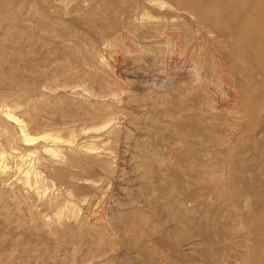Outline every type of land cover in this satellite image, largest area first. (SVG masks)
Masks as SVG:
<instances>
[{
    "label": "rangeland",
    "instance_id": "374dc122",
    "mask_svg": "<svg viewBox=\"0 0 264 264\" xmlns=\"http://www.w3.org/2000/svg\"><path fill=\"white\" fill-rule=\"evenodd\" d=\"M195 1L205 20L183 0H140L129 25L110 27L88 19L90 0H0L9 17L34 6L75 31L6 52L0 111L101 149L69 168L39 151L29 177L9 154L0 264H264V57L234 50L228 18L213 15L231 0ZM1 112L9 151L4 136L20 130Z\"/></svg>",
    "mask_w": 264,
    "mask_h": 264
},
{
    "label": "bare ground",
    "instance_id": "6f19581e",
    "mask_svg": "<svg viewBox=\"0 0 264 264\" xmlns=\"http://www.w3.org/2000/svg\"><path fill=\"white\" fill-rule=\"evenodd\" d=\"M59 1L63 2L64 4H67V3L74 1V0H59ZM86 1H89V0H86ZM90 1H91L90 3L92 5L89 7L90 9L87 12L88 19L93 21V22H98L101 24L104 23V25H107L110 27L116 26L119 24L125 25V23H127L129 25L131 23L130 22L131 19L134 16H136V14L142 10L143 5H145V4L140 5L139 4L140 0H135V1H137V4H139L137 6V9L133 8L134 6L132 7V9H129L128 6H126L125 0H121L122 3L119 2L118 0H90ZM155 2L157 3V1H155ZM162 2H159V3L161 4ZM164 3H167V2H164ZM183 3L185 4L184 9L186 11L193 13L195 16L199 17L200 19H202V18L204 19L206 17V15L203 13V11L201 9L202 8L201 2H196L195 0H183ZM263 3L260 4V3H258L257 0H247V1L246 0H231L232 6H229L228 8H217V9L213 10L214 16L216 15L220 19L224 18V17L228 18V21L230 22V28L231 29L229 30V32L227 30L226 36H227V38H229V37L231 38V44H232V47H234V50L236 49V51H239L242 54V56H246L247 54L253 53L255 55V58H258L259 60H262L264 57V54H263L264 53V6H262ZM78 4H79V2H78ZM163 5H165V4H163ZM77 8H78V6H77ZM151 19H152V17H151ZM76 20L81 21L80 18H76ZM203 25H206V24H203ZM203 25H201L202 26L201 28L206 27ZM208 26H209V24H208ZM208 26L206 27L207 34L210 30V29L207 30ZM159 28H160V25L158 26L157 30ZM64 29H58L54 25L53 22H51L50 20H47V18L45 17V13H43V11L40 12V8H38V7L31 6L29 8H26L18 16H10L9 17L7 14L0 13V66H1L2 60H4L6 58L5 55H6V52L8 50H14V51L18 52L20 56H23V55L25 56L29 52L30 49L36 48L39 43H41V42L48 43L50 40H52L55 37V35L57 33H63V34L65 33L66 34V31H68L69 33L75 32L74 30L69 31L66 28H64ZM198 29L200 30V28H198ZM161 30H163V29L161 28ZM63 31H65V32H63ZM200 32H203V31H200ZM210 34H212V33H209L208 35H210ZM201 35H202V33H201ZM161 36H163V35H161ZM184 36H186V35H184ZM217 36H218V38H216V39H219V35H217ZM72 37L73 36H71V38ZM153 37H155V36H153ZM202 37H204V36H202ZM71 38H70V40L73 42V39H71ZM116 38H118V37H116ZM212 38H214V37H212ZM154 40H156V38ZM175 40H176V38H175ZM177 40H176V43H177ZM217 41H216V43H217ZM185 44H187V43H185ZM199 45H200V43H199ZM139 46H141V45H139ZM142 46L141 47L135 46V48L138 49V51H140V50L144 49V47H142ZM75 48H76V45L75 46L72 45L71 49L75 50ZM214 48H216V47H214ZM221 48H224V47H221ZM192 56L193 55H191V57ZM90 57L92 59L89 61V64L90 63H93V64L97 63L98 61H100V59L102 60V58L100 56L96 57V55L94 54L93 51H90ZM196 62H197V60L195 61V65H197ZM220 65H221V63H220ZM220 65L218 64L217 66H220ZM0 69H1V67H0ZM263 70H264V67H263ZM219 71H221V70H219ZM21 78L22 77H17V76L10 77V78H8V82L10 84H26V82H24V80H22ZM221 80H222V78H221ZM2 81H4V80H2ZM1 114H2L3 121L6 123V126H5L6 129H8V128H14L15 129L17 127L20 130V132L18 130L19 136H16L14 133H11L9 131L5 136L3 135L5 137L4 141L7 142L6 144H8V146L10 145L9 146L10 149H7L9 151H6V150L0 151V172L1 173L2 172L3 173H6V172L9 173L8 171L11 170L9 167V164L6 162V161H8L7 158L9 156V154L10 155H13V154L16 155V158L19 159V161H20V163H18V166L21 164V168L25 164H28L29 162H31V160L29 158L31 156L35 155L36 153H38L39 151H41L43 153L44 158L46 160L59 161L61 163H64L68 167V165H72V163L77 162L78 157H79V153L80 154H87V155H96V154H99L98 152H100V150H101L96 145L95 146H93V145L92 146H86V145L84 146V145L80 144V145H82L80 147L79 145L75 144L77 142L76 137H75L77 132L74 129L71 130L73 137L69 136L70 138H67V139H66V137H65V139L62 138L61 137L62 135L54 134L53 131H52V133H50V131H48V132L43 131V133H41L39 135H35L31 132V130L29 128L30 125H28V123L26 122V118L22 117L20 115V113L17 112V110L15 111L14 109L10 108V106H9L5 110H3L1 112ZM243 115H244V113H243ZM106 124H107V122H106ZM102 125H105V124L102 123ZM101 127H103V126H101ZM1 129H2V125H1ZM1 133H2V131H1ZM3 134H5V133H3ZM2 143H3V141H2ZM2 143L0 146H2ZM41 143H44L45 145L36 146V145H40ZM79 143H81V142H79ZM3 144H5V143H3ZM44 158H41V159H44ZM17 159H16V161H17ZM34 162H35V160H34ZM34 166H35V163H34ZM34 166L31 165V163H29L26 167H24L22 169V171L25 172L26 177H29L31 174H33L35 172ZM48 166H50V165H48ZM40 175H44V174H40ZM3 176H4V174H3ZM32 176H34V175H32ZM48 176H50V175H48ZM51 177H53V176L51 175ZM63 180H65V179H63ZM23 182H24V179H23ZM24 183H26V182H24Z\"/></svg>",
    "mask_w": 264,
    "mask_h": 264
}]
</instances>
